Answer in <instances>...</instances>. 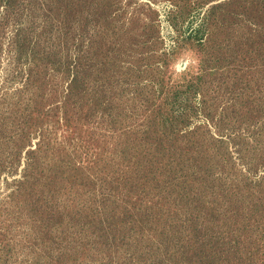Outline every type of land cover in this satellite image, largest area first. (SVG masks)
<instances>
[{
  "label": "rangeland",
  "instance_id": "1",
  "mask_svg": "<svg viewBox=\"0 0 264 264\" xmlns=\"http://www.w3.org/2000/svg\"><path fill=\"white\" fill-rule=\"evenodd\" d=\"M0 264H264V0H0Z\"/></svg>",
  "mask_w": 264,
  "mask_h": 264
}]
</instances>
